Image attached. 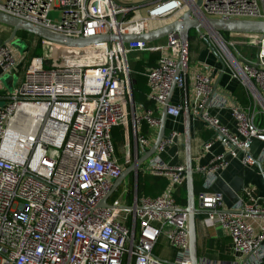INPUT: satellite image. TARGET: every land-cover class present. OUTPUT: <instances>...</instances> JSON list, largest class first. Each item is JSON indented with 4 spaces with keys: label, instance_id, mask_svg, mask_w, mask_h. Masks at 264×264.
I'll return each instance as SVG.
<instances>
[{
    "label": "built area",
    "instance_id": "1",
    "mask_svg": "<svg viewBox=\"0 0 264 264\" xmlns=\"http://www.w3.org/2000/svg\"><path fill=\"white\" fill-rule=\"evenodd\" d=\"M56 11L59 18H51ZM185 11L203 19L264 20V0H0V12L71 37L141 34ZM198 35L215 49L218 57L208 48L218 65L199 64L192 74L189 64L186 71L179 68L182 47L176 32L150 43L65 47L72 53L91 52L85 57L96 62H56L53 67H45V56L26 63L25 51L0 42L2 73L23 64L21 84L0 106V264H191L188 214L174 195L185 183L186 168L159 156L175 144L179 132L165 135L141 167L167 178L160 195L140 197L130 207L100 206L123 171L114 156L111 130L128 119L127 57L135 51L156 54L154 65L144 72L147 99L154 107L134 113L135 131L141 122L151 132L158 129L174 86L181 92L180 103L169 100L167 117L187 110L213 133L203 149L215 142L224 147L195 171L203 176L198 194L203 223L226 233L230 258H198V264H264L261 198L249 195V201L240 198L224 208L222 195L210 190L231 158L264 173V37L238 34L256 47L249 58L221 33L202 30ZM224 76L243 87L246 105L218 85ZM212 108L227 109L235 129L212 115ZM136 139L140 153L151 145L150 137L136 133ZM254 142L261 143L256 155L251 152ZM161 238L173 250L171 259L156 251Z\"/></svg>",
    "mask_w": 264,
    "mask_h": 264
},
{
    "label": "crops",
    "instance_id": "2",
    "mask_svg": "<svg viewBox=\"0 0 264 264\" xmlns=\"http://www.w3.org/2000/svg\"><path fill=\"white\" fill-rule=\"evenodd\" d=\"M158 25L160 24H157L156 26ZM3 27V25H1L0 27V42L6 41L11 31L8 27ZM7 28L9 31L7 30ZM201 46L202 49L200 50L198 57L193 58V56L190 57L189 55L188 64L191 74L193 70L197 68L196 66L199 64H207L209 66L218 65L216 63L215 57L209 51L204 40H202ZM141 53L142 52L139 51L131 52L128 54V56L131 55L132 57L130 59L127 58L128 66L130 69V87L129 93L127 94L128 100L126 104L129 113L127 122L125 125H118L113 127L116 130V134L114 135V137L112 134L113 128L111 130V139L114 148V156L117 162L122 165L123 170L129 168L131 165L136 163V161L138 160V158H140L142 154L140 153V146L137 143L136 133L144 135L145 137H150L151 147L155 141L158 132V129L154 132H151L149 126L145 122H141L140 126L137 128V131H135L134 129V113L141 111L143 107H154L153 103L147 99L148 92L145 94L141 93V90L143 88L147 89L146 91H148V87L146 81L138 77V74L140 72V67L145 63V61H147L148 58H151V56L155 54H149L148 58L143 59L139 55ZM132 59H135V61H133ZM155 59L156 57L154 58V61ZM142 75L145 77L144 72L142 73ZM22 79L23 70L21 67L9 73H2L0 70V106L6 103L8 94L21 84ZM133 85L138 88V98H134V95L132 93ZM218 85L223 87L226 92H229L234 97H236L235 92L239 90L238 88L240 87V89L243 90V95L245 96L243 87L236 81L229 80L226 76L222 77L219 80ZM180 94L181 92L175 89L173 91V96L170 102L174 105L179 104ZM186 94L189 98L191 97V90L189 84L188 89L186 90ZM238 102L241 103L239 100ZM246 103L247 99L244 104H241L246 105ZM210 113L212 115L217 116L220 122L226 127H228L230 130L235 129V121L227 109L212 108L210 109ZM159 116H161V114ZM189 128L191 159L193 169L195 170L197 167L207 164L212 155L221 153L224 150V147L219 142H215L208 151L203 149L204 142L208 140V138H210L213 133L199 119L189 116ZM171 130L179 132L180 135L176 139L175 144L167 147L165 151L159 154V156L167 164L185 166L184 112L180 116L175 118L167 117L165 122V135H167ZM260 146L261 143L254 142L251 148V152L253 155H256L258 153ZM151 157H149L143 164H141L137 171H131L128 175L124 177L121 184L109 196L107 200L109 204L121 203L122 205H124V207H130L134 204L135 200L139 199L140 197H156L162 193V191L167 185V178L161 176H154L141 171V167L146 162H148ZM195 176L197 177L196 179ZM202 181V174L195 171L194 191L197 207H200L198 194L201 190H203ZM182 186L185 187L186 191V182ZM182 186L176 189L174 195L177 203L185 207L187 203V193L184 194L182 190H179L183 188ZM178 190L180 192H178ZM210 190L219 192L222 195L224 208H229L240 198H245V200L249 201V195L260 197V202L264 205V173L261 172L259 167H249L243 165L240 158H231L229 160L228 165L220 172L218 179L215 181L214 185L210 188ZM196 217L198 258L218 260L229 259L230 239L226 235V233L218 226H205V224L203 223L202 214H198ZM131 224L132 221L131 217L129 216V219L127 220V225L131 226ZM156 251L164 259H171L174 255L173 250L168 247V245H166V241L163 238L160 239Z\"/></svg>",
    "mask_w": 264,
    "mask_h": 264
},
{
    "label": "water",
    "instance_id": "3",
    "mask_svg": "<svg viewBox=\"0 0 264 264\" xmlns=\"http://www.w3.org/2000/svg\"><path fill=\"white\" fill-rule=\"evenodd\" d=\"M190 12L185 11L179 17L161 25L155 29L141 34H100L91 37H71L62 33L54 32L39 25L21 20L11 15L0 12V25L8 27L10 35L6 40L7 43H11L19 32H26L38 39L43 40L48 44L70 47V48H82L91 46L98 43H128L132 41L142 42H154L163 39L166 35L171 32H176L181 41V54L179 58V68L182 71H186L188 68L189 58V32L191 30L197 33L202 30H211L217 33L227 34H242V35H258L264 37V20H249V19H218V18H197L190 17ZM204 42L210 51L218 57L215 49L211 46L207 38H204ZM174 90L172 86L170 95ZM170 98L168 97L165 101V105L162 108L160 116V125L158 128L157 136L152 146L141 154L140 158L131 165L129 168L124 169L121 175L114 181L111 190L101 201L100 206L108 207L109 196L115 191V189L121 184L124 177L131 171H137L138 168L143 164L149 157L155 154L157 147L163 137L165 136V122L167 119V105ZM185 120V168H186V193L187 203L184 210L188 214V235H189V255L191 264H198L197 254V215L202 212L200 207H197L195 191H194V175L195 170L193 169L191 159V144H190V128H189V112L184 111Z\"/></svg>",
    "mask_w": 264,
    "mask_h": 264
},
{
    "label": "rangeland",
    "instance_id": "4",
    "mask_svg": "<svg viewBox=\"0 0 264 264\" xmlns=\"http://www.w3.org/2000/svg\"><path fill=\"white\" fill-rule=\"evenodd\" d=\"M144 14V12H143ZM50 17L53 19L59 18V13L51 12ZM5 28V26L3 27ZM8 30V28H7ZM9 31V30H8ZM196 32V31H195ZM8 34V32H7ZM245 36H241L238 34H227L226 38L227 40L232 39V41L235 43V47L238 51L243 52L246 57L253 58L256 53V47H254V44L249 45L248 43L250 40L248 38H243ZM28 38V39H27ZM37 38L36 37H29L26 35L18 36L10 43L14 48L18 49L20 52H26L27 59L26 63H29L30 59L29 56L33 50V48L37 45ZM202 40H200L198 33L193 35L192 39L189 40V55L190 57L193 56V58L198 57L200 50L202 49ZM86 52L82 51L79 54L78 53H72V52H59L56 54L53 50L49 49V45L44 46V53L43 56L46 57L47 61L45 67H53L54 63H74V64H83L87 62H96V60L92 61L93 59L90 58L87 59L85 57ZM141 58L146 59L148 58V53L142 52L139 54ZM132 56L129 55L127 58H131ZM135 61V59H132ZM86 61V62H85ZM21 68L23 64L21 63L19 65Z\"/></svg>",
    "mask_w": 264,
    "mask_h": 264
},
{
    "label": "trees",
    "instance_id": "5",
    "mask_svg": "<svg viewBox=\"0 0 264 264\" xmlns=\"http://www.w3.org/2000/svg\"><path fill=\"white\" fill-rule=\"evenodd\" d=\"M194 34H196V32L194 31V30H191L190 32H189V40H191L192 39V37H193V35ZM19 37L20 36H22V35H26V36H29V37H32V35H30V34H28V33H26V32H19L18 34H17ZM221 35L223 36V38L224 37H226L227 36V33H221ZM34 37V36H33ZM28 39V38H27ZM226 39V38H225ZM37 45L33 48V50H32V52H31V54H30V56H29V58H32V57H40V56H43V53H44V46H45V44H44V41L43 40H41V39H38L37 38ZM49 49H50V46H49ZM156 57V54L155 55H153V56H151V58H148V60L147 61H145V63L140 67V72H139V74H138V77H140V78H142L143 80H145L146 81V78L142 75V73L143 72H145V68L146 67H151L152 65H154V58ZM239 90H237L235 93V96H236V98L242 103V104H244L245 102H246V99H245V96L243 95V90H241L240 89V87L238 88ZM138 88L136 87V86H134L133 85V89H132V93H133V95H134V98H138ZM147 89H145V88H143L141 91V93L142 94H145V93H147L148 91H146ZM112 134H113V137H114V135L116 134V130L113 128V130H112ZM197 177L195 176V179H196ZM183 188L182 189H179V190H182L183 192H184V194H186V191H185V187L184 186H182ZM178 190V192H180Z\"/></svg>",
    "mask_w": 264,
    "mask_h": 264
},
{
    "label": "bare ground",
    "instance_id": "6",
    "mask_svg": "<svg viewBox=\"0 0 264 264\" xmlns=\"http://www.w3.org/2000/svg\"><path fill=\"white\" fill-rule=\"evenodd\" d=\"M86 47H87V46H86ZM86 47H85V49H87ZM82 48H83V47H82ZM50 49L53 50L56 54H58L59 52H63V53L67 52V51H66L67 49H66L65 47H63V46H58V45H56V46H51ZM69 51L72 52L71 49H69ZM89 53H91V52H86L85 55L89 57V56H90Z\"/></svg>",
    "mask_w": 264,
    "mask_h": 264
}]
</instances>
